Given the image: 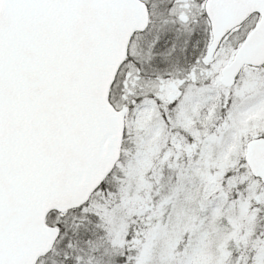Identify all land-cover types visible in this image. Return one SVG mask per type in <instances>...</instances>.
I'll list each match as a JSON object with an SVG mask.
<instances>
[{
  "label": "snow or ice",
  "instance_id": "1",
  "mask_svg": "<svg viewBox=\"0 0 264 264\" xmlns=\"http://www.w3.org/2000/svg\"><path fill=\"white\" fill-rule=\"evenodd\" d=\"M0 264H264V0H0Z\"/></svg>",
  "mask_w": 264,
  "mask_h": 264
}]
</instances>
